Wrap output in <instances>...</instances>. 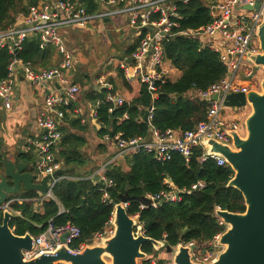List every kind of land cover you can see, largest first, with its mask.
I'll return each instance as SVG.
<instances>
[{
	"label": "built area",
	"instance_id": "obj_1",
	"mask_svg": "<svg viewBox=\"0 0 264 264\" xmlns=\"http://www.w3.org/2000/svg\"><path fill=\"white\" fill-rule=\"evenodd\" d=\"M39 6L30 8L28 14L17 16V25L0 31V52L8 49L12 56L8 67L7 78L0 82V100L6 109H11L16 95V83L19 69H23V76L32 86L43 88L46 84L59 85V90H53L46 96L44 108L37 119V128L41 132L39 140L34 145L37 158V169L42 176H50L48 190L37 199H12L0 206V212L11 210L14 202H35L41 204L45 200H55L53 190L57 182L63 179H74L60 176L63 169L62 162L57 161L53 152L62 141L60 131L61 122L73 102L80 95V87L72 82V72L77 67L75 54L68 48L65 33L71 30H88L90 25L101 21L104 26L115 16H124L127 26L133 31V45L135 50L130 55H124L118 63L125 80L133 85L140 84L147 87L152 100L158 98V83H165L168 79L171 63L167 60L163 43L174 36L192 37L200 42L202 48H208L217 53L226 69V75L218 83H214L207 90H195L189 93L191 99L197 98L209 103V109L204 120L200 121L192 130H160L151 126L154 106L149 110L150 130L148 136L124 138L121 133L115 137L105 135L104 142L111 143L118 150L117 155L110 163L128 154L140 152L153 153L158 161H170L173 153L180 154L189 162L195 149L201 148L200 164L213 159L218 166H229L226 159L217 155H207V148L203 140H215L218 143L233 144L230 135L232 131L245 136L244 122L235 117L242 109L227 108L225 98L234 93L247 94L252 90H259L264 71L248 59V54L261 52L258 29L263 22L264 0H260L258 11H249L245 6L254 7L257 0H213L209 6L211 23L198 29H179V4L188 0H42ZM36 37L40 40V48L53 46L61 56L60 66L52 70L36 71L30 64H25L19 58L23 44L28 38ZM217 96V100L213 97ZM208 99V100H207ZM116 106H122L125 100L109 96L106 99ZM98 105L96 108H98ZM110 113L113 109L109 110ZM97 111L93 115L96 116ZM127 118V116H125ZM30 148V149H31ZM108 163V164H110ZM103 165L92 176L99 177L106 188L114 185L113 180L106 177V166ZM91 177V178H92ZM167 189L156 195H145L151 200L149 206L140 203V209L158 208L164 202H178L181 194L187 192L176 188L172 181L165 180ZM203 182L192 186L193 191L201 190ZM190 192V191H188ZM105 201L109 199L104 195ZM129 207V203L125 204ZM222 209L215 210L219 224L225 226L217 215ZM12 211V210H11ZM64 210L61 209L60 213ZM139 218V215L133 216ZM114 212L102 231L94 234L91 243L73 245L81 239V230L73 225L58 226L50 219L46 230L39 236H34V248L25 251L27 260L34 259L42 254H55L61 247V238L67 234L65 247L70 253H80L88 245L98 243L114 234ZM1 223V221H0ZM222 234V233H221ZM221 234L215 236L207 246H199L194 242L184 246H196L191 251L192 259L197 264H211L222 248L218 245ZM182 244V243H181ZM173 250L176 247H172ZM146 264H161L158 258L151 259ZM162 264H173L172 259Z\"/></svg>",
	"mask_w": 264,
	"mask_h": 264
},
{
	"label": "trees",
	"instance_id": "obj_2",
	"mask_svg": "<svg viewBox=\"0 0 264 264\" xmlns=\"http://www.w3.org/2000/svg\"><path fill=\"white\" fill-rule=\"evenodd\" d=\"M41 1L0 0V31L17 25V16L28 14L30 8L39 6ZM210 4L211 0L181 2V19L178 21L179 29H176V32L198 29L211 23ZM135 48V44L129 46L124 54L130 55ZM163 48L167 60L173 68L180 71L181 76L174 82L167 80L163 84L158 83L156 100H152L144 85H140L135 98L125 101L122 106H116L106 100L108 96L116 95V86L111 90L92 88L86 91L88 101L99 103L97 119L101 129L97 133L101 139L105 135L115 137L119 133L127 139L148 136L150 125L143 122V117L152 105L154 112L151 126L162 131L192 130L205 119L209 103L197 98L191 99L189 93L195 90L205 91L224 78L226 69L219 56L208 48H202L197 39L180 35L165 41ZM19 58L36 71L55 69L62 60L53 46L41 49L40 40L36 37L26 39ZM11 59L8 49L0 52V82L7 78ZM118 71L127 89L132 90V85L125 80L122 71ZM77 73V69L72 72V79L77 84H84L83 79L87 77H77ZM72 109L71 106L68 111ZM110 109H113L112 113L109 112ZM72 116L67 113L65 123L69 127L60 128L64 137L59 145L57 161L63 164V169L58 175L74 179L57 182L53 190L55 200L43 201L40 209H37L35 202L11 204L15 217L10 223V228L16 235L30 233L39 236L46 230L49 220L53 219L58 226L70 223L81 230V239L73 245L74 247L83 242L91 243L94 234L102 231L109 221L114 212V204L121 200V194L131 197L156 195L167 189L166 179L171 180L179 190L187 191L181 194L180 201L164 202L158 208L141 210L140 203L133 200L129 203L127 212L131 217L139 215L138 222L147 237L163 240L169 247L191 242L206 247L215 236L225 231V226H221L220 220L215 216L218 207L231 213L245 212L246 205L242 193L227 186L234 177V171L230 166H218L213 159L200 164L198 159L202 154L201 148L195 149L189 162L178 153H173L171 160L166 162L158 161L153 153L128 154L124 156L123 163L114 161L106 166L105 175L114 183L112 187L106 188L99 177H92L103 164L95 166L83 152L88 140L79 133L86 132V125L81 119ZM32 151L33 148L22 156L26 162L33 159ZM2 168L0 155V170ZM198 182H203L204 187L193 191L192 186ZM105 194L109 197L106 201ZM37 198L38 193L30 191L10 199ZM61 209L64 210L63 213H60ZM143 251L148 254L143 263H148L158 256L150 244L144 245ZM162 251L168 253L166 249ZM168 260L171 259L160 257L159 262L162 264Z\"/></svg>",
	"mask_w": 264,
	"mask_h": 264
},
{
	"label": "water",
	"instance_id": "obj_3",
	"mask_svg": "<svg viewBox=\"0 0 264 264\" xmlns=\"http://www.w3.org/2000/svg\"><path fill=\"white\" fill-rule=\"evenodd\" d=\"M260 5V0H257L254 7L245 6L244 9L258 11ZM257 36L261 52L249 53L248 59L264 71V11ZM217 98L214 96L213 100ZM224 105L227 108L251 109L244 122L245 136L232 131L231 146L209 139L203 140V145L208 149L207 155L225 158L234 171V177L227 186L242 193L246 210L244 213L226 210L217 212L225 224V231L218 241L222 250L211 264H264V78L258 91L230 94L225 98ZM143 121L149 123V110L145 112ZM25 154L23 151L14 160L3 157L0 206L10 202L12 196L20 195L23 190L37 193L48 190L50 176L39 173L37 154L33 156L34 162L30 168L22 158ZM120 199L119 203L114 204V234L111 237L88 245L80 253H70L65 247V234L55 254H42L31 260L26 259L24 252L33 250L34 236L30 233L16 235L10 228L15 213L5 209L0 223V264H139V261L148 258V254L143 251L146 244H150L155 252L166 249L172 254L173 264H197L191 255L196 246L189 247L180 243L173 250L165 241L147 237L138 219L128 215L126 203L137 200L149 206V198L145 195L131 197L121 194Z\"/></svg>",
	"mask_w": 264,
	"mask_h": 264
},
{
	"label": "crops",
	"instance_id": "obj_4",
	"mask_svg": "<svg viewBox=\"0 0 264 264\" xmlns=\"http://www.w3.org/2000/svg\"><path fill=\"white\" fill-rule=\"evenodd\" d=\"M77 31H81V30H73L66 32L65 33L66 42H67V37L72 33H76ZM117 68H118V64H117ZM21 71H23L22 68L19 69L18 80L16 83V95L14 98V103L12 105V108L9 110L6 109L0 100V155L2 156V160L3 157H8L9 159L14 160L16 157H19L23 151L28 153L31 150L30 147L34 146L32 145V143L39 140L41 136V132L37 128V119L44 108V101L46 99V96L49 95L54 89L59 90L60 88V86L57 84L56 85L46 84V86L43 88L34 87L27 80H25ZM174 71L176 73L178 72L179 75L176 76V74H173ZM180 76H181L180 71L171 67L170 73L168 75V79L174 82L178 80ZM72 82L74 84H77L74 82L73 79ZM77 85L79 86V84ZM113 86H116L117 93L115 96L112 97H116V98L120 97L118 96V92L120 89H118L116 83L115 85L111 83V85L104 84L102 87H93V88L95 90H98L100 88H108L111 90L113 89ZM139 89H140V84L138 83L133 84L131 90L133 96H131L130 94L131 97H128L130 99H128L127 101H131L133 98H135L139 93ZM97 105L98 102L93 103L91 101H88L86 98L82 99L81 96L79 95L77 97V100L73 102V104L71 105L73 109L70 112L67 111V113H71V115H73L72 116L73 118L81 119L82 123L86 125L87 129L84 134L89 132H95L96 136L99 139H101L97 133L101 129V125L98 123L97 114L96 116L93 115L94 111H97L96 108ZM235 117L240 120H246V118L248 117L247 109L239 110L237 114H235ZM63 126L65 127L68 126L65 123V119L61 122V128ZM73 132L79 133L77 131H73ZM79 134L83 135V133H79ZM61 142L59 143V145L61 144ZM100 143L101 144L99 147L100 148L101 146L103 147L101 153L102 156L105 158L102 161V163L99 164L101 166L102 164L106 165L110 163L111 160L117 155L118 150L111 143L104 142L103 138L101 139ZM59 145L53 152L56 159L59 158L58 156L60 150ZM83 152L84 154H86L88 158H90L89 157L90 155L85 153V151ZM35 154L36 151L34 149V151H32V156H34ZM123 158L124 157L119 158L116 161L123 163L124 162ZM33 162H34V158L30 162H26V164L30 168L32 167ZM24 193L26 192L23 190L20 195ZM41 205L42 204L37 203L36 204L37 209H40Z\"/></svg>",
	"mask_w": 264,
	"mask_h": 264
},
{
	"label": "rangeland",
	"instance_id": "obj_5",
	"mask_svg": "<svg viewBox=\"0 0 264 264\" xmlns=\"http://www.w3.org/2000/svg\"><path fill=\"white\" fill-rule=\"evenodd\" d=\"M133 40V31L127 26V19L124 16L112 17L111 22L104 26L101 21H96L90 25L89 30L77 31L67 37L68 48L77 59V77H87L83 79L84 84L79 83L82 87L80 93L82 99L86 98V91L93 87H102L104 84L111 85V83H116L120 89L118 96L125 101L133 96L131 90L125 86L117 68V64L123 60L124 53L132 45ZM173 74L179 75L175 71ZM250 112L251 109L247 108V115ZM83 135L88 140V145L84 149L85 153L90 155L95 166L101 164L105 159L101 153L102 148L99 147L101 139L95 132L83 133ZM38 194L40 197L44 195V193ZM156 253L158 259L160 257L172 259V254L162 250ZM143 261H139V264H146Z\"/></svg>",
	"mask_w": 264,
	"mask_h": 264
}]
</instances>
